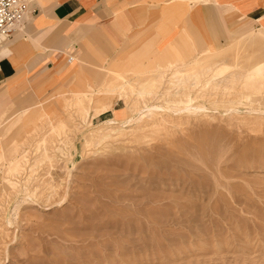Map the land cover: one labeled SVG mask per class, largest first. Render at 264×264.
<instances>
[{"label": "rangeland", "instance_id": "rangeland-1", "mask_svg": "<svg viewBox=\"0 0 264 264\" xmlns=\"http://www.w3.org/2000/svg\"><path fill=\"white\" fill-rule=\"evenodd\" d=\"M213 15L209 28L214 38L210 37V45L200 50L237 44L248 33L264 28L256 29L242 20L227 31ZM173 20L163 16L155 26L156 33L150 28L138 50L120 55L128 59L145 52L152 40L158 39V31ZM129 41L127 38L124 50L129 48ZM257 48H264V42ZM58 53L62 57L64 52ZM216 54L225 60L197 83L189 80L184 88L176 83L172 89L179 96L168 97L185 101L186 93L193 97L202 93L203 98L195 103L204 104L207 112L177 116L160 113L159 128H146L123 140L105 143L98 138L87 147L86 138L92 129L112 128L106 122L113 120V112L108 104L98 106V95L110 97L113 109L130 111V118L132 110L144 105H166L164 94L170 81L177 82L172 79L176 68L186 70L192 57L187 60L188 55H183L175 59H180L176 64L172 58L162 57L139 67L140 73L125 71L127 81L136 86L130 100L118 99L120 89L106 94L99 87L90 92L97 95V102L89 97L86 108L80 107L82 111L74 104L77 99L72 98L80 90L73 78L77 71H84L81 84L87 89L88 77L95 76L102 66L110 72L112 64L100 53L79 56L76 47L68 54L74 58L72 63L57 67L53 77L23 80L21 94L28 90L34 101L53 96L57 102L48 103L51 118L38 121L34 133L18 137L11 148L3 146L0 190L4 182L15 186V193L22 194L25 187L31 193L37 186L38 190L19 208L13 225L5 220V213L23 198L17 200L14 191L11 197L0 196V264H264V58L245 61ZM224 63L244 71L234 85L230 79L233 72L225 74L216 88L211 80L221 75L219 67ZM161 67L167 71L159 83L150 74ZM47 70L41 66L37 73ZM251 73H255L254 80L249 79ZM154 89L158 90L152 92ZM139 92L145 94L140 96ZM66 100L65 116L53 117L54 113L62 116L60 108ZM55 119L66 122L63 139L52 137L55 127L61 126ZM45 138L47 143L41 142ZM69 140L74 148L58 150L62 154L58 162L46 158ZM62 199L66 203L58 207Z\"/></svg>", "mask_w": 264, "mask_h": 264}, {"label": "crops", "instance_id": "crops-1", "mask_svg": "<svg viewBox=\"0 0 264 264\" xmlns=\"http://www.w3.org/2000/svg\"><path fill=\"white\" fill-rule=\"evenodd\" d=\"M31 2L29 12L22 23L25 24L24 27L19 28L13 36L0 35V161L3 160V146L9 145L11 148V144H15L26 132L34 133L38 128V121L51 118L46 106L56 100L53 96L45 101L30 99L31 93L28 90L21 94L25 89H20L21 82L43 76L53 77L57 67L72 63L74 58L68 54H73L76 47L79 56L100 53L104 60L113 66L123 65L124 71L134 74L139 67L146 66L147 63L151 65L162 57H170L173 60L172 64H176L180 59H175L186 54L187 60L192 57L189 63L203 52H218L245 61L264 58V55L261 56L264 54V48L256 50L257 46L264 42V28L248 33L234 45L227 44L224 48L214 45L203 50L199 48L210 45V37L214 38L209 28L213 13L223 22L227 31L242 20L247 21L249 25L257 26L256 29L264 27V0H31ZM163 16L172 17L174 20L164 26L169 29L163 27L158 31L160 33L156 36L158 39L152 40L145 52L140 55L138 53L135 57L131 55L128 59L120 55L121 52L138 50L140 43L147 39L150 28H155L156 33L155 26ZM177 22L180 23L178 26ZM34 28L38 30L30 32ZM28 30L30 31L27 32ZM173 30L174 32L159 44L160 39ZM23 32L26 34L21 39L20 35ZM127 38L130 39L129 48L124 50ZM158 44L165 47L158 46V49ZM58 50L64 52L62 57H58ZM129 65L131 69L128 71ZM41 66H47L48 70L37 73ZM105 69L107 67L102 66L101 70L94 72L95 76L88 77L87 89L81 84L84 71L79 73L77 71L73 82L80 90L73 93L72 98L93 96V102H97L94 98L97 95L90 92L92 90L95 92L99 88L100 81L105 77ZM67 101L60 108L62 116L54 113L53 117L62 119L65 116ZM113 104L109 103L107 106H110L109 110L113 112L114 121L123 122L130 118V111L125 108L113 109ZM11 105H14V108L9 109ZM120 112L124 115L120 116ZM57 119L55 120L62 124L63 121Z\"/></svg>", "mask_w": 264, "mask_h": 264}, {"label": "bare ground", "instance_id": "bare-ground-1", "mask_svg": "<svg viewBox=\"0 0 264 264\" xmlns=\"http://www.w3.org/2000/svg\"><path fill=\"white\" fill-rule=\"evenodd\" d=\"M20 25L13 28L12 34H7L6 32L0 33V34H6L8 36H13V34L19 29ZM216 53L217 52H203L192 63L188 64V66L189 65H191V66L186 67L187 68V69L185 68L186 70L176 68L177 71H175L174 77H172V79L177 80V82L173 81V80L170 81L168 84V85H170V87H168L166 89V93L164 94V97H165L164 101L166 102V105H162V104L144 105L141 109H139L137 111L132 110V113H133L132 118H130L126 121H123V122H116L114 120L107 121L106 122L107 124L105 123L106 126L108 125V126H111L112 128L109 129L108 131L104 130L103 129L104 127L99 128V129H97V127H96L94 129H92L93 130L92 134L89 136V138H86L87 141L85 142L86 143L85 147L89 146L94 141H97L96 139H98V138H100L98 142H104L105 143V142H109V141H116L117 139L123 140L126 136H128L130 134L133 135L134 133H139L140 131L148 130L146 128H159L162 126V124L158 121V115L160 113L165 114V115H170V116H177V115L184 114V113L189 114V115H193V114L196 115L199 113L207 112L208 108L204 104L199 103L196 105V103H195L199 99L203 98V97H201L202 93H198L195 97L188 95L186 93L183 95L187 99L185 101L181 100V99H179V101H172L168 97H170L172 95H175V96L178 95V93L177 92L174 93L173 92L174 89H172V86L175 85L176 83H178L180 86H182L181 88H184L185 86L183 87V85L184 84L186 85V83L189 80L194 82V83H197L205 77V74L213 71L216 68V65H219V63L222 60H225L224 56L222 59L218 56L219 54H216ZM210 58L212 59L211 62H210ZM247 60L248 59H246V61ZM112 68H111L112 70H110V72L108 70L109 68L104 70L107 75H105V77L100 81L99 87L101 89L105 90L106 94H108V92L113 91L114 89L116 90V88L120 89L121 93H119L117 95L118 99L124 98L127 102V100H130L134 96L136 86L134 84H132L131 82L127 81L126 76H124L125 71H124L123 65H114ZM256 69H258V68H256ZM151 71H155V73L152 72V74H150V75L154 76V79L157 78L158 82L160 83L161 79H163L164 74L167 71V69L165 67H161L159 69H152ZM219 71H220L221 75L220 76L217 75L215 78H213L211 80V83L216 88L219 87V81L223 80V78H221V77H223L225 74H228L230 71H232L234 74L232 77H230V79L232 80L231 84L234 85L236 83V80L238 79V76L239 75L241 76V74L244 70H243V68L235 69V68L229 66L227 63H224V65L219 67ZM137 72L140 73L139 70H136L135 73H137ZM154 74H156V75H154ZM177 74H179V75H177ZM254 75H255V73L249 74V77H250L249 79L254 80V78H255ZM131 81H132V79H131ZM207 84H209V83H206V86H207ZM141 85H143V83ZM263 86H264V84L262 83L261 84L262 89H263ZM260 89L261 88H259L257 90H260ZM157 90L158 89H154L152 92L157 91ZM180 91H182V90H180ZM138 94L140 96H143L145 93L139 92ZM109 98L110 97H108V96L101 97L98 95V106L100 108L105 107V105L109 104ZM76 99L77 100H74V102L76 101V103H74V104H76L79 107L80 111H82L81 108H83V110H84L86 108V106H85L86 100H88L89 97H82V98L77 97ZM183 105H184V107H182ZM71 119H72V117L68 116V120H71ZM150 120H154V123H151V124L145 123V122L150 121ZM65 124H66V122L62 123L61 126H59L58 128H55L52 131V137L53 138L63 139L61 137L67 131V128H68V127H66ZM141 124H144V125H141ZM41 142L47 143V139L45 138ZM70 147L74 148L73 144H72V140H69L67 145H64L63 143H61L59 146H57L55 148L53 156L47 155L46 158L50 161L53 160V161L58 162V160L62 157V154H59L58 150L63 148V150L67 152V150L70 149ZM2 150H3V148H2ZM56 151H57V153H56ZM66 152H64V153H66ZM22 161L23 160L18 162L16 167L20 168L22 166V164H21ZM32 165H34V164H31V166ZM68 178H69V176H68ZM1 186L3 188H2V191L0 190V196L1 195H7V196L9 195V197H11L10 193L13 191L15 193V186H13L11 188L10 184L7 182H4L3 185H1ZM53 189H54V187H53ZM27 190L28 189L25 187L24 191H22L23 192L22 194L16 190L17 192L15 193V198H17V200H18V198L19 199L23 198V200H19V204H18V202H16L15 208L8 210V212L5 213L6 214L5 220H7L10 225L13 223L12 220L16 219L14 217H17V212L19 211V208L22 205L27 204V202L29 200L33 199L34 195L36 196L38 186L36 187V189L34 191L36 193L27 192ZM17 200H14V203ZM36 202H38V201H36ZM65 203H66V200L62 199L57 203V206L62 207Z\"/></svg>", "mask_w": 264, "mask_h": 264}, {"label": "built area", "instance_id": "built-area-1", "mask_svg": "<svg viewBox=\"0 0 264 264\" xmlns=\"http://www.w3.org/2000/svg\"><path fill=\"white\" fill-rule=\"evenodd\" d=\"M29 4L30 0H0V33L12 32L14 27L22 24Z\"/></svg>", "mask_w": 264, "mask_h": 264}]
</instances>
